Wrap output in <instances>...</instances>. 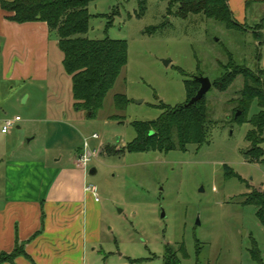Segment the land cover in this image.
I'll return each instance as SVG.
<instances>
[{"label":"rangeland","instance_id":"rangeland-1","mask_svg":"<svg viewBox=\"0 0 264 264\" xmlns=\"http://www.w3.org/2000/svg\"><path fill=\"white\" fill-rule=\"evenodd\" d=\"M240 2L229 0L235 20L246 21L247 28L234 31L202 14L183 18L178 5L169 12L168 0H148L143 11L139 0H92L85 36L126 41L127 64L95 116L74 106L72 80L56 36H50L47 82L22 84L0 77V197L6 180L12 185L11 177L8 182L4 176L6 165H14L7 164L12 157L40 156L47 147L51 159L62 155L67 161L86 151L87 142L96 154L83 183L95 187L99 200L87 205L88 229L94 231L85 240L81 264H164L168 247L182 264H264V227L256 207L244 204L252 188L264 191V164L246 154L250 119L259 108L254 102L248 120H236L244 78L239 76L226 91L213 83L224 73L221 65L230 52L252 69L259 63L253 31L264 24V1L252 2L247 20ZM260 52L263 68L264 44ZM197 76L212 81L206 94L207 142L187 150L120 152L136 137L133 122L158 118L163 103L186 104L185 81ZM28 92L30 99L24 101ZM116 94L126 95L124 109L116 107ZM16 115L22 119L16 124L20 128L3 134L5 120ZM33 136L31 144L20 145ZM38 185L43 186L41 177ZM255 247L260 260L253 257Z\"/></svg>","mask_w":264,"mask_h":264},{"label":"trees","instance_id":"trees-1","mask_svg":"<svg viewBox=\"0 0 264 264\" xmlns=\"http://www.w3.org/2000/svg\"><path fill=\"white\" fill-rule=\"evenodd\" d=\"M92 0H0V7L7 13L6 18L17 23L45 22L49 28V36H56L58 46L63 53V66L72 80L74 106L84 110L89 116H95L103 107L108 92L113 88L119 75L128 61V44L117 39H91L85 34L89 30L90 12L88 6ZM148 0H139L141 11L146 9ZM169 12L175 5L179 6L178 15L187 18L189 15L202 14L208 19L224 24L229 30L246 29V24L235 20L229 0H168ZM264 24H256L254 39L259 43L256 69L241 64L233 54L228 55V62L221 65L224 73L214 80L221 91H226L242 76L244 87L237 98V110L241 111L236 120L247 121V114L254 102L259 111L252 116L253 127L248 132L247 140L250 148L247 155L251 161L264 164V68L260 66L261 47L264 44ZM201 84L195 77L185 81L187 102L198 92ZM115 105L124 109L128 101L126 95L116 94ZM162 114L148 121L132 123L136 137L123 146L120 152H168L174 149L187 150L188 145H202L208 141L210 132V116L206 95L195 105L170 106L161 104ZM91 113V114H89ZM229 175L232 172L228 173ZM233 176H238L233 174ZM241 178V177H240ZM244 204L256 207V215L264 227V191L252 188L244 194ZM183 256H187L185 245L180 248ZM253 257L261 259L258 249H253ZM24 255V243L17 240L12 252L0 254V264L9 262L17 264L15 259ZM33 261V260H32ZM164 264H182L176 251L167 248Z\"/></svg>","mask_w":264,"mask_h":264},{"label":"crops","instance_id":"crops-1","mask_svg":"<svg viewBox=\"0 0 264 264\" xmlns=\"http://www.w3.org/2000/svg\"><path fill=\"white\" fill-rule=\"evenodd\" d=\"M253 1L241 0L239 4L245 20ZM6 15L0 7V77L6 82L22 84L47 82L52 49L47 23H17ZM30 96L28 92L26 100ZM11 130L3 133L1 128L9 136ZM35 139L36 136L21 140L20 145L31 144ZM47 150L46 147L40 156L24 154L23 158L12 157L7 161L14 165L10 168L6 165L4 170L12 185L8 186L6 180L0 197V254L12 252L19 240L33 261L20 255L15 259L17 264H81L85 240L94 231V228L89 230V218L86 220L87 205H93V199L98 200L83 183L87 173L77 164L82 151L64 161L62 155L51 159ZM47 175L50 179L44 187Z\"/></svg>","mask_w":264,"mask_h":264},{"label":"built area","instance_id":"built-area-1","mask_svg":"<svg viewBox=\"0 0 264 264\" xmlns=\"http://www.w3.org/2000/svg\"><path fill=\"white\" fill-rule=\"evenodd\" d=\"M21 117L20 116H15L14 118L12 119H7L5 120L4 122V125L2 127V132L3 133H8L12 128H14L16 126L17 123H19L21 121ZM93 138H98V135L97 134H93ZM86 147H87V150L84 151L80 157L78 158V161H77V164L79 167L83 168L86 173H88L89 171V165H90V162L92 160V157L96 154L95 151L94 152H91L89 150V144L86 142ZM86 190L91 192L93 194V196L99 200V196L96 192V189L94 186L92 185H86Z\"/></svg>","mask_w":264,"mask_h":264},{"label":"water","instance_id":"water-1","mask_svg":"<svg viewBox=\"0 0 264 264\" xmlns=\"http://www.w3.org/2000/svg\"><path fill=\"white\" fill-rule=\"evenodd\" d=\"M168 63V61L166 62ZM196 80H198L201 84L198 92L186 103L187 106L190 105H195L197 104L206 94L207 92L211 89L212 87V81L209 77L206 76H197L195 77ZM26 98L24 99V101ZM91 114V113H89ZM241 114V111H238L236 116H239ZM96 169L93 168L91 169V173H95Z\"/></svg>","mask_w":264,"mask_h":264}]
</instances>
